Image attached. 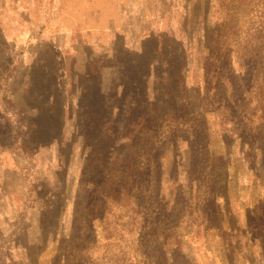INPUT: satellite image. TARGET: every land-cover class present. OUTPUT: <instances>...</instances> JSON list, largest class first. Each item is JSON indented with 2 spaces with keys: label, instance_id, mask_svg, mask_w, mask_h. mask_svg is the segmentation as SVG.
<instances>
[{
  "label": "rangeland",
  "instance_id": "1",
  "mask_svg": "<svg viewBox=\"0 0 264 264\" xmlns=\"http://www.w3.org/2000/svg\"><path fill=\"white\" fill-rule=\"evenodd\" d=\"M0 264H264V0H0Z\"/></svg>",
  "mask_w": 264,
  "mask_h": 264
},
{
  "label": "trees",
  "instance_id": "2",
  "mask_svg": "<svg viewBox=\"0 0 264 264\" xmlns=\"http://www.w3.org/2000/svg\"><path fill=\"white\" fill-rule=\"evenodd\" d=\"M162 45H163V42H161V38H160L159 48H161Z\"/></svg>",
  "mask_w": 264,
  "mask_h": 264
}]
</instances>
